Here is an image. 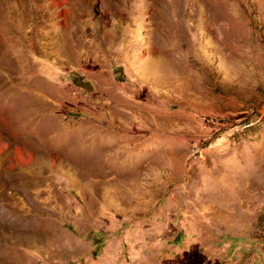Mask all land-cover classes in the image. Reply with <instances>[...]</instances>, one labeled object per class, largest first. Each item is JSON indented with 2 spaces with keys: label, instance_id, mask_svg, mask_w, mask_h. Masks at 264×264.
Listing matches in <instances>:
<instances>
[{
  "label": "rangeland",
  "instance_id": "1",
  "mask_svg": "<svg viewBox=\"0 0 264 264\" xmlns=\"http://www.w3.org/2000/svg\"><path fill=\"white\" fill-rule=\"evenodd\" d=\"M0 264H264V0H0Z\"/></svg>",
  "mask_w": 264,
  "mask_h": 264
}]
</instances>
